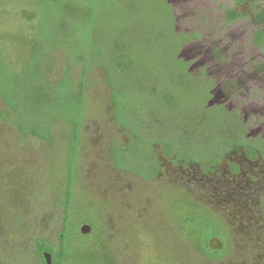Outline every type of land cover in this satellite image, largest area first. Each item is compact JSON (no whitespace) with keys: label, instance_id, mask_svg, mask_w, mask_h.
I'll return each instance as SVG.
<instances>
[{"label":"rangeland","instance_id":"1","mask_svg":"<svg viewBox=\"0 0 264 264\" xmlns=\"http://www.w3.org/2000/svg\"><path fill=\"white\" fill-rule=\"evenodd\" d=\"M35 1L0 0V90L18 106L26 128L43 127L46 134L43 140L22 136L0 97V260L29 255L34 241H57L70 172L74 264H264V52L251 43L252 21L225 23L232 0L131 2L140 6L141 23L127 36L151 37L148 28L163 36L150 50H131L141 57L138 65L153 72H148L149 85L139 79L146 71L134 72L128 82L162 101L166 90L154 78L165 70L168 94L179 102L174 110L169 101L168 109L148 99L144 111L135 108L123 117L139 133L132 123L141 121L152 136L148 142H155L161 169L146 180L113 165L116 143L130 144V137L114 120L112 88L101 65L108 61L113 39L121 40L116 28L122 27L129 0H95L90 33H82L86 7L80 0L37 8ZM258 6L264 0H248L237 10L250 14ZM133 20L128 15L127 23ZM185 36L189 39L179 46L178 38ZM42 41L49 53L41 73L50 85L68 68L75 95L84 74L79 149L71 171L66 103L38 106L26 82L31 44L39 48ZM86 41L92 57L84 67L76 57L84 53ZM174 57L187 64L186 89L177 83L182 64ZM162 139L174 142L177 152L165 155L158 144ZM244 145L256 149L254 159ZM137 148L120 164L146 173L148 145ZM193 203L211 213L206 221ZM212 232L219 234L221 246L215 250L221 252L207 257L201 238Z\"/></svg>","mask_w":264,"mask_h":264},{"label":"trees","instance_id":"2","mask_svg":"<svg viewBox=\"0 0 264 264\" xmlns=\"http://www.w3.org/2000/svg\"><path fill=\"white\" fill-rule=\"evenodd\" d=\"M58 0H36L34 5L35 7H41L43 3L45 2H57ZM78 1V0H77ZM85 5L84 12L81 14L85 16V18L82 20L83 28L82 33H90L92 30L95 22H96V5L95 0H80ZM125 1V0H124ZM133 0H129L127 4V9L123 13L124 24L122 23V27H117L116 30L118 32V35L120 36L118 41V38L113 39L112 48L110 51H108V55H106L108 61L106 64H101L105 71H106V77L107 81L112 88V115L114 117V120L117 125H119L121 128H123L124 132L129 135L130 137V144L126 143H116V146L114 147L112 151L113 155V165L115 168L119 170H126L130 171L132 173H135L139 177H142L146 180H151L154 178L157 173L160 171V161L157 158V155L154 151V140H151L148 142L149 137H152L150 133L147 132L145 128H143V125L141 121L134 119L135 123H132V125L136 126V123L141 130V132H136V129L129 125L123 117H127L131 110L137 108L139 112L144 111V107L146 103L148 102V99L150 100V105H157V107L169 106V103H173L174 110L179 105L176 96L168 94V91L166 89V86L168 84L165 82L166 78V71L162 70L158 74L160 75L157 78H154L155 81L159 82L160 87L165 88L166 91H164V96L162 97V101L157 100V93L155 92H149V91H143L141 90V86L137 88H133L132 86H135V81L133 83L128 82V80L134 78L133 76L130 77V75H133L134 72L137 71L138 75L139 73H143V71H146V68L143 66H140V58H135L131 53V50L134 51V48L140 47L141 49H149L153 48L157 44L158 38L160 36H163V33L161 31H151L150 28H148V36L152 34L154 40L151 37L147 38H140L137 39L130 38L127 35L128 31L131 27L139 26L140 19L138 17V11L140 6H135L133 3H131ZM233 1V7L231 9H226L224 13V21L225 23H232L237 20L248 18L252 21L254 29L251 35V43L253 46L259 48L260 51L264 52V6H258L257 8H253L249 10L250 14L239 12L237 9L242 6L246 1L248 0H232ZM135 6V7H134ZM169 6V5H168ZM257 6V5H256ZM170 7V6H169ZM130 8V10H129ZM171 10V8H170ZM79 12V11H78ZM80 13V12H79ZM128 15H132V18L134 19L131 21V23H127ZM135 15V17H134ZM172 18L173 13L171 12ZM140 16V15H139ZM123 21V20H122ZM173 21V20H172ZM129 24V25H128ZM125 25H128L129 27L125 28ZM173 27V23H172ZM125 28V29H124ZM140 33V32H138ZM157 34V35H156ZM117 34L115 33V36ZM141 35V33H140ZM173 35L175 36H182V34L176 35L173 31ZM128 37V38H127ZM176 38V37H175ZM193 38V36H192ZM161 39V38H159ZM180 41H178L179 46L186 42L189 37L185 36V38H178ZM176 40V39H175ZM46 41V40H44ZM42 41L41 46L37 48V43L31 44V50L29 53V66L27 68H31V73L26 76L27 77V86L31 87L32 91L34 92V98L36 103H47L49 105L54 106L56 103H60L61 101H64L66 103V108L64 109L65 112L68 114L66 118V124L70 127V134H69V141L67 145V167L68 170L71 171L72 165L75 161V156L77 155L78 149H79V132H80V126H81V119L83 116V89H84V74L81 77V80L78 85V90L76 94H72L73 91V82L69 76V69L67 68L62 77L59 81L53 83L50 85V82L47 77L42 75L41 73V64L43 59H45L46 55L49 53V50L44 45L46 42ZM115 41V42H114ZM82 47L85 50L84 53L81 55H77L76 61H81L84 64V67H86L90 63V58L92 57L91 52V43L86 41L85 43H82ZM81 48V44L78 46H73V51L77 52L78 49ZM58 49V48H57ZM179 49V48H178ZM71 56V52H68ZM174 62H181L182 64V70H178L177 75V83L180 85L181 88L186 89V85L188 86V83L190 82L186 76L185 68L187 64L182 63V61L176 57H174ZM26 67V66H25ZM145 68V69H144ZM135 70V71H134ZM141 71V72H140ZM153 73L152 71H146V76L141 78L142 82L144 84L146 83L149 85L150 80L148 79V76L151 75L149 73ZM132 73V74H131ZM147 80V81H146ZM180 82L182 84H180ZM128 84V85H127ZM146 85V86H147ZM130 87V88H128ZM132 88V90H131ZM132 91V92H131ZM0 97L5 102L6 106L9 108V110L13 113V116H15V126L18 130V132L22 136H32L37 139L43 140L46 137L45 132L43 131V127H36V126H30L29 128H26L22 122L19 120L20 117V111L18 110V106L12 104L9 101L8 94L5 92H2L0 90ZM149 105V104H148ZM149 105V106H150ZM138 106V107H137ZM169 109V108H168ZM133 122V121H132ZM139 133V134H138ZM141 143H147L148 145V157L146 158V161L148 163V166L146 167V173H143L138 170H132L125 168L120 163L122 160H125V153L127 152H133V150L138 149L137 147L141 145ZM158 144L160 145L163 153L167 156H169L171 153H176V145L174 142L162 139L158 141ZM244 149L247 152V155L249 158L254 159L256 156V149L251 146L244 145ZM178 156L176 159H180L181 155L177 153ZM208 163V161H207ZM68 179H67V186L64 193V200L62 201L63 206V219L61 223V230H60V236L59 240L64 243L65 241L70 240V225H69V215L70 212V203H71V187H72V176L70 175V172L68 173ZM193 205L198 208L200 212H196L197 214L201 215V218H203L205 221L208 217H210L211 213L204 209L203 207L199 206L198 204L193 203ZM195 208V209H196ZM264 209V207H263ZM206 218V219H205ZM193 231V230H192ZM204 233V230H203ZM219 234L216 232L212 233H205L202 235L201 238L203 249L202 254L207 257L211 256H218L220 255L221 250H215L211 249L209 247V240L212 237H219ZM81 236V235H79ZM88 236V235H87ZM85 237V236H83ZM220 238V237H219Z\"/></svg>","mask_w":264,"mask_h":264},{"label":"flooded vegetation","instance_id":"3","mask_svg":"<svg viewBox=\"0 0 264 264\" xmlns=\"http://www.w3.org/2000/svg\"><path fill=\"white\" fill-rule=\"evenodd\" d=\"M59 236L54 244L41 240L34 241L29 255L18 258L3 256L0 264H47L46 256H49L51 264H74L71 241L62 243Z\"/></svg>","mask_w":264,"mask_h":264},{"label":"water","instance_id":"4","mask_svg":"<svg viewBox=\"0 0 264 264\" xmlns=\"http://www.w3.org/2000/svg\"><path fill=\"white\" fill-rule=\"evenodd\" d=\"M84 229H87V231L89 230V227L87 226H84L83 227ZM221 246V244L219 243L218 239L215 238V237H212L210 240H209V247L211 249H219ZM46 260H47V264H51L50 263V259H49V256H46Z\"/></svg>","mask_w":264,"mask_h":264}]
</instances>
